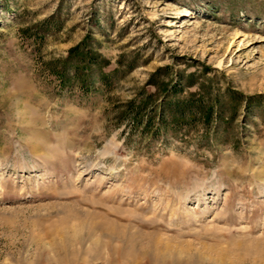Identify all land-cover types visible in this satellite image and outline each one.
Segmentation results:
<instances>
[{
    "label": "rangeland",
    "instance_id": "obj_1",
    "mask_svg": "<svg viewBox=\"0 0 264 264\" xmlns=\"http://www.w3.org/2000/svg\"><path fill=\"white\" fill-rule=\"evenodd\" d=\"M0 264H264V0H0Z\"/></svg>",
    "mask_w": 264,
    "mask_h": 264
},
{
    "label": "trees",
    "instance_id": "obj_2",
    "mask_svg": "<svg viewBox=\"0 0 264 264\" xmlns=\"http://www.w3.org/2000/svg\"><path fill=\"white\" fill-rule=\"evenodd\" d=\"M84 47H85V42H83L82 44H80L76 48H74L72 51H70V57H68V59L66 60V64L69 63V60L73 59V58H75L77 61H80V62H88L89 59L87 60V58H88L89 53H87L85 50L82 51V48H84ZM79 52H83V53L79 54ZM74 53H77V54H74ZM162 113L163 112H161V114H159L160 118H162V116H163Z\"/></svg>",
    "mask_w": 264,
    "mask_h": 264
},
{
    "label": "bare ground",
    "instance_id": "obj_3",
    "mask_svg": "<svg viewBox=\"0 0 264 264\" xmlns=\"http://www.w3.org/2000/svg\"><path fill=\"white\" fill-rule=\"evenodd\" d=\"M186 13H187V12H186ZM65 237H66V236H65ZM64 239H65V240H64L65 243L63 244L64 252H65V253H69V250H68L69 247H68V246H69L70 244H69L68 246H67V244L70 242V240L68 239V236H67V238H64ZM68 241H69V242H68Z\"/></svg>",
    "mask_w": 264,
    "mask_h": 264
}]
</instances>
